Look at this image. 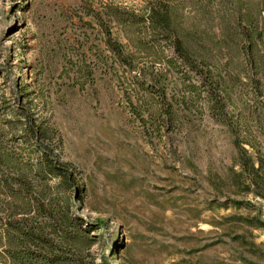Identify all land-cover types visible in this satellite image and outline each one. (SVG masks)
<instances>
[{"label": "rangeland", "instance_id": "1", "mask_svg": "<svg viewBox=\"0 0 264 264\" xmlns=\"http://www.w3.org/2000/svg\"><path fill=\"white\" fill-rule=\"evenodd\" d=\"M242 11L0 0V264H264V0Z\"/></svg>", "mask_w": 264, "mask_h": 264}, {"label": "trees", "instance_id": "2", "mask_svg": "<svg viewBox=\"0 0 264 264\" xmlns=\"http://www.w3.org/2000/svg\"><path fill=\"white\" fill-rule=\"evenodd\" d=\"M229 1L233 3L234 11L235 10L237 11L235 13L237 19L242 20L244 17H246L247 20L248 19L251 20L252 14L247 15L244 14L242 11L243 0H228V2ZM157 16L159 17L157 21H153L157 29L163 30V32L172 30L171 28L172 14L170 13V11L167 10V13H165L164 15L161 14L160 12L158 13ZM150 19L152 18L150 17ZM173 48H174V53H176L180 58L183 59V61H181L182 65L188 66L189 68L190 65H193L194 66L193 68H197L198 70L199 68H201L200 70H202L201 72H203L204 68L208 67L211 64V61L207 56L197 53V51L191 46L190 41L181 40L177 43L176 46L174 45Z\"/></svg>", "mask_w": 264, "mask_h": 264}]
</instances>
